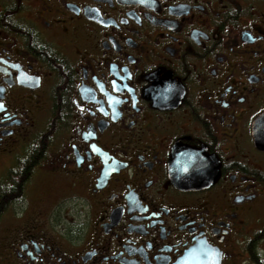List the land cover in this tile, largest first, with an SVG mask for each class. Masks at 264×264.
I'll return each mask as SVG.
<instances>
[{"label": "flooded vegetation", "instance_id": "flooded-vegetation-1", "mask_svg": "<svg viewBox=\"0 0 264 264\" xmlns=\"http://www.w3.org/2000/svg\"><path fill=\"white\" fill-rule=\"evenodd\" d=\"M0 264H264V0H0Z\"/></svg>", "mask_w": 264, "mask_h": 264}]
</instances>
